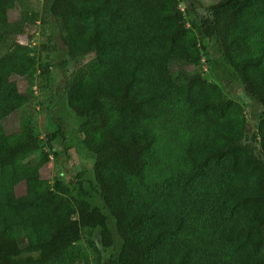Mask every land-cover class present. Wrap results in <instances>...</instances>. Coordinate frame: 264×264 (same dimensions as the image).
Returning <instances> with one entry per match:
<instances>
[{"label": "trees", "instance_id": "1", "mask_svg": "<svg viewBox=\"0 0 264 264\" xmlns=\"http://www.w3.org/2000/svg\"><path fill=\"white\" fill-rule=\"evenodd\" d=\"M19 1L0 0V264H90L76 245L93 233L97 264H264V0H53L48 20L34 14V31L53 23V66L73 62L58 110L95 159L73 189L42 177L65 124L16 126L23 82L51 68L19 47ZM203 41L224 90L196 72Z\"/></svg>", "mask_w": 264, "mask_h": 264}, {"label": "rangeland", "instance_id": "2", "mask_svg": "<svg viewBox=\"0 0 264 264\" xmlns=\"http://www.w3.org/2000/svg\"><path fill=\"white\" fill-rule=\"evenodd\" d=\"M52 1L20 0L16 9L9 15L10 27L19 31L24 28L25 35L20 36V49L30 57H41V63H49L51 66L50 76L39 77V74H37L29 81L23 82V86L31 90V99L29 104L19 110L16 126L20 127L33 123L36 126L37 133L41 137H44L58 121L65 124L66 142L64 145L58 146L55 152H48L50 162L42 169V177L54 183L56 178L63 176L66 182L70 184V188L73 189L72 183H70L71 178H76L80 173L92 170L95 159L83 148L82 135L79 132L81 121L74 115L69 114L65 109L58 110V104L62 101L65 84L74 69L73 62L67 58L68 62L65 66H53V58L47 56L49 48L48 36L52 34L53 23L48 21L47 24L42 26L41 21L37 22L38 28L36 31H34L35 28L31 24L34 14H37L41 20L47 19L48 5ZM197 1L203 6H209L216 2V0ZM181 8L185 10V3H181ZM4 29V26H0V31ZM55 30L57 31V29ZM31 35L33 39L29 40V36ZM201 46L203 60L196 72L206 80L219 84L224 90L221 80L225 84L227 83L226 78L229 70H227L224 62H222L216 43L213 41H203ZM231 92L236 94L242 91L241 89L231 87ZM230 97L225 91L223 100L228 102L231 100ZM244 110L250 125L254 126L255 122L251 120L249 108L245 107ZM17 193L24 194L23 185L17 188ZM92 244L101 248L100 238L97 233H93L91 238L85 236L76 246L89 256L90 264H97V254Z\"/></svg>", "mask_w": 264, "mask_h": 264}]
</instances>
